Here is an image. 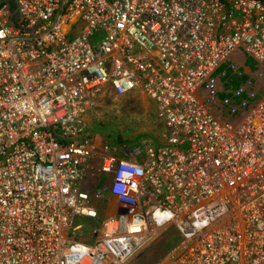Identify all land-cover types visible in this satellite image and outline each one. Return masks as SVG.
I'll use <instances>...</instances> for the list:
<instances>
[{"label":"built area","instance_id":"obj_1","mask_svg":"<svg viewBox=\"0 0 264 264\" xmlns=\"http://www.w3.org/2000/svg\"><path fill=\"white\" fill-rule=\"evenodd\" d=\"M134 92L163 141L104 158L115 213L76 240L85 127ZM167 225L159 264H264V0H0V264H126Z\"/></svg>","mask_w":264,"mask_h":264},{"label":"rangeland","instance_id":"obj_2","mask_svg":"<svg viewBox=\"0 0 264 264\" xmlns=\"http://www.w3.org/2000/svg\"><path fill=\"white\" fill-rule=\"evenodd\" d=\"M163 120L155 103L143 94L134 92L125 95H105L99 99L85 127V136L95 146L87 162L84 189L90 194L89 205L95 207L96 215L78 217L75 224H81L74 237L85 243L92 242L101 231L102 222L115 213L117 202L108 193L112 175H104L101 165L105 157L120 154V146L141 145L143 140L159 146L163 141ZM115 137L119 141L115 142ZM99 192V197L95 196ZM160 236L143 253L126 264H159L182 242L181 236L172 225H167Z\"/></svg>","mask_w":264,"mask_h":264},{"label":"trees","instance_id":"obj_3","mask_svg":"<svg viewBox=\"0 0 264 264\" xmlns=\"http://www.w3.org/2000/svg\"><path fill=\"white\" fill-rule=\"evenodd\" d=\"M10 9L13 11L14 10V5H13V2L10 1ZM120 139L119 137H115V142H118Z\"/></svg>","mask_w":264,"mask_h":264},{"label":"flooded vegetation","instance_id":"obj_4","mask_svg":"<svg viewBox=\"0 0 264 264\" xmlns=\"http://www.w3.org/2000/svg\"><path fill=\"white\" fill-rule=\"evenodd\" d=\"M9 2L12 1L13 2V5H14V9L16 7V0H8Z\"/></svg>","mask_w":264,"mask_h":264}]
</instances>
